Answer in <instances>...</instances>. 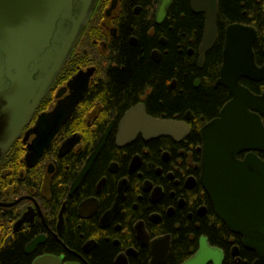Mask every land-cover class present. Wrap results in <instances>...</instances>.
Wrapping results in <instances>:
<instances>
[{
  "label": "flooded vegetation",
  "instance_id": "af4514ba",
  "mask_svg": "<svg viewBox=\"0 0 264 264\" xmlns=\"http://www.w3.org/2000/svg\"><path fill=\"white\" fill-rule=\"evenodd\" d=\"M158 2L142 0L132 5L131 0H116L113 7V0H96L86 30L72 51L77 55L72 53L69 57L31 122L0 161V251L22 241V252L30 258V264L47 256L59 260V264H90L93 253L100 246H111L117 249L112 256V264H184L198 252L201 240L205 239L207 246L220 250L225 260V253L219 245L212 242L204 231L201 233L204 226L210 228L217 225L215 233L219 242L222 241L219 228L224 227L233 237L227 240L226 246H231V256L237 259L239 244L235 238H241L229 232L217 217L200 182V130L217 119L222 108L231 100L225 88L216 86L219 76L213 89L221 87L226 90L229 100L209 119L196 117L190 111L183 115L159 112L152 115L148 107L152 105L149 102L152 87L149 86H145L127 107L113 113L106 108L108 104L105 100L103 102L95 95L104 70L116 67L114 53L122 42L138 46L145 36L153 40L149 42L145 39L149 48L140 53H148L154 64H159L168 55V40L161 36V28L169 22L172 6L158 23ZM188 6L192 14L204 16L193 13L189 1ZM128 15L146 23L142 37L123 36ZM234 25L256 31L254 59L258 68L263 67L262 33L253 24L234 23L226 26L222 52L225 32ZM168 31H172L170 26ZM218 39L219 32L216 43ZM200 45L201 41L196 48H192L190 40L185 48L186 58L196 59L198 70L205 62L204 58L199 68ZM80 49L82 54L78 52ZM89 70L91 76L87 90L71 116L41 157L28 164V145L35 136L26 138V133L34 128L40 115L52 112L59 101L70 95L68 82L78 73ZM240 84L254 95H261L264 91V86H260L264 85V81L254 83L241 80ZM175 86L173 81L169 89L173 90ZM199 86L200 81L195 80L194 88ZM49 96H53L51 102L43 107ZM139 106H143L146 116L152 119L185 123L189 135L180 141L170 137L146 141L138 135L133 142L118 147L121 121L129 111ZM196 121L200 123L199 138L190 144L189 137L193 127L197 126ZM262 122L264 125V118ZM109 127L111 130L102 151L79 186L72 191L80 172ZM108 144L112 153L110 159L100 169L96 168ZM255 154L264 160L262 154ZM244 156L237 159L242 160ZM174 246L194 247L184 260L174 262L170 259ZM234 248H237V256L233 255ZM158 254L165 258L158 259Z\"/></svg>",
  "mask_w": 264,
  "mask_h": 264
},
{
  "label": "water",
  "instance_id": "95a60500",
  "mask_svg": "<svg viewBox=\"0 0 264 264\" xmlns=\"http://www.w3.org/2000/svg\"><path fill=\"white\" fill-rule=\"evenodd\" d=\"M193 13L204 15L198 51L199 68L217 40V0H188ZM96 0H0V161L6 156L52 88L76 42L84 31ZM116 0H113L114 7ZM173 0H159L158 23ZM256 31L230 26L225 32L222 64L216 86L231 97L219 117L200 130L201 184L217 217L242 247L253 253V264H264V91L254 95L240 84L264 81V66L255 63ZM91 70L68 82L70 95L54 110L39 116L26 138V162H36L71 116L87 90ZM60 96L58 95L57 98ZM109 127L75 181L72 191L90 170L110 133ZM190 133L183 122L161 121L146 116L143 106L129 111L119 125L118 147L135 140L170 137L180 141ZM245 155L242 160L237 158ZM233 255L237 256V248ZM154 258L156 256L154 255ZM165 258L158 254V259ZM224 255L202 239L198 252L184 264H223ZM33 264H59L47 256Z\"/></svg>",
  "mask_w": 264,
  "mask_h": 264
},
{
  "label": "trees",
  "instance_id": "16d2710c",
  "mask_svg": "<svg viewBox=\"0 0 264 264\" xmlns=\"http://www.w3.org/2000/svg\"><path fill=\"white\" fill-rule=\"evenodd\" d=\"M142 0H131V4H137ZM218 32L219 39L214 48L206 55L205 62L201 70L197 69L196 59H187L185 56L186 46L192 41L194 48L198 45L203 36L204 16H197L191 13L187 0H174L170 9L169 22L161 30V36L168 40V55L164 56L159 64L150 61L148 53L141 52L148 49L145 34L144 41L141 39L138 46H130L122 42L117 46L115 55V68L104 70L98 84L99 89L96 96L103 102L110 112L122 110L127 107L142 91L145 86L152 87L149 110L152 115L159 113L171 115H183L190 111L196 117L211 118L228 100L229 95L223 88L216 90L213 86L219 76L221 66L223 31L226 26L234 23L253 24L262 33L260 43H264V0H218ZM243 13L245 15H243ZM128 22L123 29V36H141L145 33V24L140 18L134 19L128 15ZM167 24L172 28L168 31ZM143 31V32H142ZM142 37V36H141ZM156 40V38H155ZM154 40V41H155ZM196 48V47H195ZM181 51V54H180ZM195 80L200 81V86L194 88ZM175 81L173 90L169 89V84ZM261 87L264 85H260ZM254 91V90H252ZM113 100V102H109ZM193 127L189 137V143L198 139L199 125ZM111 150L109 144L100 155L96 168H101L110 159ZM95 168V169H96ZM216 226L208 228L204 226V231L212 242L218 244L225 253L223 264H253L256 257L253 253L240 246L241 239L235 238L239 244V255L237 259L231 256V246H226L228 239L233 238L224 227L219 228L222 241L219 242L216 236ZM22 241L16 243L4 251H0V264H30V258L22 252ZM194 246H174L170 259L174 262L184 260L188 252ZM117 249L111 246H100L96 253H93L90 264H112V256Z\"/></svg>",
  "mask_w": 264,
  "mask_h": 264
},
{
  "label": "rangeland",
  "instance_id": "374dc122",
  "mask_svg": "<svg viewBox=\"0 0 264 264\" xmlns=\"http://www.w3.org/2000/svg\"><path fill=\"white\" fill-rule=\"evenodd\" d=\"M87 25H88V23H87ZM87 25H86V26H87ZM85 30H86V27H85L84 31H85ZM84 31H83V32H84ZM83 48H84V47H83ZM73 51H74V49H73ZM78 52L82 54V50H81V49L78 50ZM78 52H77V53H78ZM72 53H74V52H72ZM72 53H71V55H72ZM73 55H75V53H74ZM76 55H77V54H76ZM76 55H75V56H76ZM82 60H85V58L82 59ZM67 65H68V64H67ZM67 67H68V66H67ZM66 70H67V69H66ZM52 98H53V96H49V97H47V99H46L45 101L48 102V103L45 102L46 104L44 103V104H43V107H46V105H48L49 102H51V99H52ZM43 102H44V101H43ZM18 148L20 149V146H18Z\"/></svg>",
  "mask_w": 264,
  "mask_h": 264
}]
</instances>
